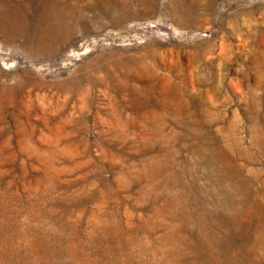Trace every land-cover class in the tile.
<instances>
[{
    "label": "rangeland",
    "instance_id": "374dc122",
    "mask_svg": "<svg viewBox=\"0 0 264 264\" xmlns=\"http://www.w3.org/2000/svg\"><path fill=\"white\" fill-rule=\"evenodd\" d=\"M0 264H264V0H0Z\"/></svg>",
    "mask_w": 264,
    "mask_h": 264
}]
</instances>
